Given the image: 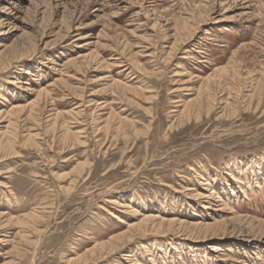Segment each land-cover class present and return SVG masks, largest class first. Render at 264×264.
Returning <instances> with one entry per match:
<instances>
[{"label": "rangeland", "instance_id": "1", "mask_svg": "<svg viewBox=\"0 0 264 264\" xmlns=\"http://www.w3.org/2000/svg\"><path fill=\"white\" fill-rule=\"evenodd\" d=\"M3 45L0 264H264V0H0Z\"/></svg>", "mask_w": 264, "mask_h": 264}, {"label": "bare ground", "instance_id": "2", "mask_svg": "<svg viewBox=\"0 0 264 264\" xmlns=\"http://www.w3.org/2000/svg\"><path fill=\"white\" fill-rule=\"evenodd\" d=\"M14 5V4H13ZM18 5V4H17ZM80 39V38H79ZM82 39V38H81ZM0 47H4V45L3 46H0ZM8 54V53H7ZM14 62V61H13ZM7 64H10V63H7ZM1 65V64H0ZM6 65V64H5ZM4 66V65H3ZM29 71H26L25 72V74L26 75H29ZM31 74V73H30ZM181 76V75H180ZM210 81V80H209ZM208 82V81H207ZM216 82V81H215ZM214 82V83H215ZM209 86H211V85H209ZM205 87V86H204ZM208 87V86H207ZM214 87V86H213ZM200 89V88H199ZM259 89V88H258ZM207 90V89H206ZM211 90V89H210ZM210 90H209V92H210ZM208 92V93H209ZM207 93V92H206ZM211 93V92H210ZM211 95V94H210ZM209 95V96H210ZM211 97V96H210ZM253 97V96H252ZM209 98V97H208ZM213 100V99H212ZM254 100V99H253ZM194 102V104H195V101H193ZM212 102V101H211ZM192 103V102H191ZM190 103V104H191ZM194 104H192V105H194ZM210 105V104H209ZM191 106V105H190ZM264 106V105H263ZM20 108V107H19ZM21 110V109H20ZM18 111V109H15V110H13V111H9V112H7V111H5V112H3V111H1L0 112V116H5V118H8V117H6V116H10L11 114H14V113H16ZM19 112V111H18ZM22 112V111H21ZM14 115H16V114H14ZM13 115V116H14ZM12 116V115H11ZM18 116V115H17ZM4 117H2V119H3ZM9 119V118H8ZM57 129V128H56ZM68 130V129H67ZM7 131V130H6ZM7 133V132H6ZM1 140V139H0ZM2 141V140H1ZM5 146V145H4ZM11 148V147H10ZM8 149V148H7ZM1 151H2V149H0ZM3 151H5V150H3ZM196 198H200V200H207V201H209L210 200V198H212V197H210V196H204V195H202V194H198V195H196ZM208 204H209V202H207ZM219 211H221V210H219ZM140 216V215H139ZM9 221V220H8ZM157 221H160V219L158 220V218H156V217H148V216H146V217H144L143 218V220L140 222V223H138L137 225H135V227H134V229H136V230H140V231H146L149 227H151V226H153V225H155V223L157 222ZM164 221V220H163ZM3 222V221H2ZM161 222H162V220H161ZM171 222V221H170ZM1 223V222H0ZM159 223V222H158ZM171 223H175V222H171ZM3 224V223H2ZM179 224V228L180 227H182V225L184 224L183 222H179L178 223ZM177 224V225H178ZM185 226V225H184ZM194 226H195V228L197 227H200V229L201 228H204V229H212V228H214V226H216V225H210V224H206V225H201V224H194ZM177 227V226H176ZM196 228V229H197ZM153 229V228H152ZM170 229V228H169ZM194 229V228H193ZM187 230H188V228H187ZM202 230V229H201ZM193 231V230H192ZM203 231V230H202ZM209 231H211V230H209ZM191 233V232H190ZM193 233V232H192ZM198 233V232H197ZM123 240V239H122ZM107 247V246H106Z\"/></svg>", "mask_w": 264, "mask_h": 264}]
</instances>
